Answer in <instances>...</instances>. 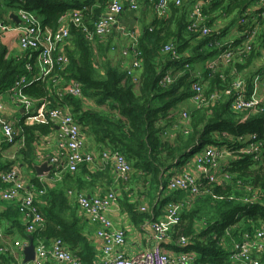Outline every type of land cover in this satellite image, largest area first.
<instances>
[{"label": "trees", "instance_id": "1", "mask_svg": "<svg viewBox=\"0 0 264 264\" xmlns=\"http://www.w3.org/2000/svg\"><path fill=\"white\" fill-rule=\"evenodd\" d=\"M4 1L10 6L32 13L43 28L51 31H56L60 22L72 11H79L92 32L94 23L107 5V0H97L94 7L93 0H83V7L71 5V0ZM259 2L260 0H213L202 9V15L209 18L206 25L211 28L210 23L216 19L211 15L217 11L219 16L229 18L233 15V19L236 17L238 20L242 14L252 13L250 20L238 27L241 36L228 44L234 48H242L245 43L243 31L249 29L252 21L264 12V7L250 11ZM171 5L172 3L169 14L172 16L173 28L170 29L171 24L168 25L169 31L161 35L156 26L160 27L161 24L154 21L152 27L144 30L132 45V56L136 54L139 63L132 74L109 66L101 68L102 75L98 73L93 61L92 42H88L79 29L68 21L69 38L65 41L69 43L65 46L67 66H55L50 75L25 86L20 94L40 104L49 101L50 108L67 107L79 123L82 135L84 133L90 138L97 151L119 153L129 163L134 178L142 182V186L146 184L150 189L156 190L159 195L165 191V174L171 169L185 166L206 146L227 150L232 156L224 170V174L230 178L226 181L228 184L209 185L202 182L199 194L189 205H184L180 212L179 223L173 227L172 237L179 238V241L187 240L196 249L201 245L219 243L228 229L234 230L230 235L232 238L238 237L239 241L242 232L249 233L264 226V157L256 162L250 154L239 153L244 147L240 139L254 133L262 142L264 155V104L263 112L258 114L233 113L230 109L231 97L210 102L208 107L193 106L190 111L180 109L179 105L192 95L191 88L196 82L190 70L184 67L185 64L190 66L191 59L184 55L190 50V43L195 42L191 51H199L207 46L213 48L214 53L220 47L226 48V45L219 42L217 34H213L217 32L207 37L190 32L182 10ZM260 22L259 19L258 23ZM168 44L175 47L178 59L172 60L170 54L162 52V48ZM263 44L264 35L260 33L248 55L236 52L229 65L216 68L214 72L207 71L205 78L208 87L205 95L220 94L228 88L234 82L233 79L258 58V48ZM24 57L9 55L0 46V94L27 74ZM262 70L264 68L260 72ZM167 74L173 77V81L163 86L161 81ZM249 77L252 74L245 80ZM67 82H77L81 87L82 98L94 101L96 111L84 112L82 98L62 94L61 87ZM182 113L186 114V121L182 119ZM173 127L176 130L168 131V128ZM19 128L23 137L22 162L30 168L36 154L37 137L48 134L54 126L47 120L44 123L26 125L21 122ZM85 167L80 165L76 172L63 175L61 181L76 183L77 190L68 189L72 193L85 194L86 188L94 186V182L88 180L95 178V175L87 172ZM107 179L112 189V180ZM30 185L45 190L36 199V207L44 222L43 227L30 236L33 243L61 241L80 264H91L93 249L84 233V224L78 215L77 206H71L65 198L67 190L64 193L63 186L59 184L48 188L38 178L32 179ZM252 193L257 194L256 200L252 203L244 202ZM174 195V201L183 202L182 192L173 193ZM126 205L127 212L135 220L137 214L134 206ZM140 218L142 217L139 216ZM202 221L206 228L197 233L196 222ZM238 222L240 229L234 228Z\"/></svg>", "mask_w": 264, "mask_h": 264}, {"label": "built area", "instance_id": "2", "mask_svg": "<svg viewBox=\"0 0 264 264\" xmlns=\"http://www.w3.org/2000/svg\"><path fill=\"white\" fill-rule=\"evenodd\" d=\"M146 1L158 19L167 16L170 3L175 6L180 4L178 0L174 2L169 0ZM125 9L137 10L136 1L107 0L104 13L94 23L92 32L84 23L79 11H72L70 13L69 23L77 27L88 42H91L94 37L103 40L109 37L113 26L117 23L118 17ZM202 9L201 5L193 7L192 20L188 25V30L198 34L200 37H207L215 31L203 24L205 18L202 15ZM16 14L21 22V25L16 28L0 20V39L5 32L17 29L19 35L17 39L18 46L23 54L28 56V59L34 53L37 54L43 68L42 77L50 75L55 66H67V57L57 54V47L69 38V27L67 24L60 22L56 31H51L48 28H43L39 20L30 12L19 8ZM250 15L252 13L242 14L238 20L239 26L245 25L250 20ZM259 19L261 20L260 23H258ZM260 33L264 35V12L252 21L249 29L243 31L242 37H245V43L242 48H234L230 45H227L226 48L220 47L218 57L210 63L208 69L215 71L218 64L229 65L233 61L234 53L236 52H239L243 56L248 55L252 50L251 46L257 41ZM162 52L170 54L172 60L179 58L175 47L171 44L165 45L162 48ZM136 58L137 55H133L131 69L127 70L129 75L132 74L134 69L139 67ZM184 67L189 68L187 64ZM25 68L27 74L18 78L9 90L0 94V131L3 135L2 141L7 146H12L16 143V136L13 123L1 117L3 109L2 96L7 92H11L18 105H21L25 111H29L35 107L33 99L21 96L20 94L21 89L29 84L30 63H27ZM172 81L173 77L167 74L162 79L161 85H168ZM262 89H264V70L253 76L251 90L245 81L238 79L220 94L214 93L206 96L201 85L194 83L191 88V101L197 107H208L210 102L219 100L222 97H231L230 109L233 113L248 112L258 114L263 112ZM61 93L79 99L82 98L81 87L77 82H70L61 90ZM49 105V101H43L39 105L38 111H36L37 117L32 123H44L49 120L58 129V153L48 158L50 172L42 180L48 188H51L59 181L61 173H63L62 166L63 169L72 174L77 171L81 164L92 165L94 154L91 151L84 150L81 127L73 118L69 109L67 107L50 108ZM182 119H186L185 113H182ZM240 141L244 144V147L239 153L250 154L256 162L263 159L262 142L259 140L257 134H250L240 139ZM228 156H230V153L225 149L206 146L196 153L186 164L189 166L188 170L169 176L165 191L161 195L162 199L166 200L163 219L150 224V228L153 231V248L147 253L137 254L130 259L125 258L121 253H113V246L123 244L124 242V233L119 230H113L112 224L107 218L108 211L117 201L116 194L110 191L104 196L88 197L84 194H75L69 191L68 195L76 199L79 209L84 212L92 224L97 226L96 235L104 242L102 249L103 261L99 264H169L171 258L161 247L163 240L168 236L170 230L179 223L180 212L184 205H189L199 194L202 182L209 185L218 184L220 182V175L225 176L227 180L230 179L224 174V170L228 164L226 163ZM101 157L103 161L112 165L114 173L120 180L126 179L127 175L131 172L129 163L119 153H111L104 150ZM21 176V171L17 164H12L7 168H3L0 164V200L6 204L12 203L17 205V210L22 216L25 232L28 235H33L43 226L44 219L36 207V199L45 190H39L33 185H26ZM176 192L185 193L186 196L183 202H176L169 198ZM256 197L257 194L252 193L244 199V202L252 203L256 200ZM179 243L182 244L181 246L188 244L187 240L185 241L184 239H181ZM19 244L15 243V247ZM254 252H264V226L254 230L253 233L242 232L240 240L232 244L230 259L232 261H243L247 264H261L258 259L252 256ZM48 259H53L62 264H80L73 254L64 247L61 241H53L49 247L45 246L44 243H37L35 245V259L33 262L20 264H43ZM181 260L185 261L186 258L182 257Z\"/></svg>", "mask_w": 264, "mask_h": 264}, {"label": "crops", "instance_id": "3", "mask_svg": "<svg viewBox=\"0 0 264 264\" xmlns=\"http://www.w3.org/2000/svg\"><path fill=\"white\" fill-rule=\"evenodd\" d=\"M75 1V0H71ZM97 0H93V7L95 6ZM138 6V9L135 11L125 9L121 15L118 17L117 23L113 26L111 34L109 37L101 40V39H93L92 49H93V61L95 70L98 71L101 75L103 71L101 68L103 66L107 67H116L118 69L129 70L131 69V64L133 60L131 47L137 41V39L141 36L142 32L149 27H152L154 21L160 23V27L157 26V30L161 31V35H164L167 31V26L170 25V29L173 28L172 24V16L168 13L164 19H158L152 9L151 6L145 0H135ZM174 2L176 0H169ZM179 5L175 6L172 4V7H177L179 10H182L181 13L184 17V21L190 24L192 20V11L193 7L196 5H201L203 9L209 5L213 0H178ZM83 0H76L75 2H71L70 4L73 6H84L82 4ZM17 6V5H16ZM19 7V6H18ZM264 7V0H260L255 7H252L250 11L259 10ZM15 6H10L7 1L0 0V20L7 25H10L14 28L21 25V22L16 14L17 10ZM105 10V9H104ZM102 10V13H104ZM68 14L62 22L68 23L69 16ZM212 17H221L226 22L219 26L218 22H212L209 26L217 33V37L219 38V42L226 45L231 44L235 39L239 38L238 31V18L233 19V15L229 18H225V16H219L218 11L211 15ZM13 17L17 18V22L14 21ZM83 18V17H82ZM209 18L206 17L203 24L205 26L208 23ZM40 22V21H39ZM188 24V25H189ZM208 27V26H207ZM219 28V30H218ZM188 31V30H187ZM221 35V36H219ZM227 38L231 36L234 38L233 41H229V39L225 42L221 40L226 36ZM18 30H11L5 32L0 39V46H3L9 55H13L16 57H24L25 65L30 63V73H29V84L36 82L43 75V68L38 60V56L34 53L30 59L26 54L23 55L20 47L18 46ZM189 36L186 34V38ZM195 42L192 41L190 43V47L184 55L185 58H190V66L189 69L192 77L196 79L198 82L206 85L207 80L205 74L207 71L214 72L213 70L208 69L210 63L215 61L219 55V51L214 53L213 50L211 55L209 54L207 59H203V48L199 51H191L193 49V44ZM69 44L67 42H63L57 47V54L65 55V46ZM258 58L254 59L248 69L253 65V63L262 56L264 59V44L258 48ZM226 65L218 64L217 68H223ZM259 67L256 66V68ZM264 68V66L259 67L255 71H249L252 74V77L242 79L248 85L251 90V81L254 75L260 72V70ZM246 71V70H245ZM170 72V71H168ZM68 82L65 83L61 88L64 89L67 86ZM200 85V84H199ZM208 85V83H207ZM202 86V85H201ZM261 95L263 96L262 102L264 104V89L261 90ZM22 96V95H21ZM82 108L83 111H96V105L94 101L82 98ZM2 104L3 109L1 112V117L9 122L13 123V128L16 136V143L12 146H7L3 143V135L0 131V149H1V158L0 164L3 168H7L12 164H17L20 171L21 177L26 185H30L32 179L38 178V180L42 181L43 178L48 176L50 170L45 172L44 176L38 177L36 172L34 171V166L39 167L42 164L46 163L48 166V158L52 155H57L58 153V144H59V135L58 129L54 127V129L48 134L37 137L36 141V154L31 162V167L28 168L23 165L22 162V153L23 149V137L21 135V130L19 128L20 123L22 122L24 125L32 124L35 121L37 115L36 111H38L40 103L33 101V105L35 107L29 111H25L22 109L21 105H18V102L14 99L11 92H7L2 96ZM195 106L196 105L191 101V96L188 100L181 103L179 107L180 109H184L185 107ZM179 109V110H180ZM30 121V122H29ZM176 128H168V131H172ZM83 143L84 150L91 151L94 154V160L92 165H85V169L87 172L95 175V178H92L88 181H93L94 186H90L86 188L84 195L88 197L94 196H104L109 191H114L117 196V201L112 206V208L107 213V218L110 220L112 224L113 230H119L124 233V242L120 245L113 246V253H121L125 258H132L137 254L147 253L149 252L154 245L153 231L150 228V224L152 221H161L163 219L165 201L162 199V196L154 190L150 189V187H133V183L135 181L134 176L131 174L128 183H124L121 181L112 168V165L108 162L102 160L101 154L102 151L96 150V147L92 145L90 138H87L83 133ZM232 156H228L226 159V163ZM191 160V159H190ZM189 160V161H190ZM188 161V162H189ZM62 161V165H63ZM50 168V167H49ZM62 168V172L59 181L55 184H59V186H63L64 193L66 192V200L68 203L73 206L76 205V199L73 196L68 195V192L72 190H77L76 183L72 181H61L64 174L68 173L65 169ZM189 166L185 164L183 167L173 168L168 171L165 176L168 179L169 176L177 173H182L185 170H188ZM194 171V169H192ZM112 180V189L108 185V179ZM137 179V178H136ZM218 185L228 184L227 178L225 176H219ZM86 183V182H78V184ZM109 187V188H108ZM183 193V192H182ZM186 196L185 193H183ZM65 196V194H64ZM175 197L173 194L169 197L172 199ZM173 200V199H172ZM132 204L134 206L135 212L137 214L136 219L134 220L132 216L127 212V205ZM78 215L80 216L83 224H84V233L89 241L90 246L93 249V258L91 264H99L103 261L102 249L104 246V242L98 238L96 235L97 226L92 224L88 217L82 212L79 207ZM16 211V212H15ZM17 215V216H15ZM146 217H144V216ZM139 216L142 217L139 219ZM43 227V226H42ZM206 225L204 222H196L195 230L197 233L204 231ZM234 228L240 229V223H236ZM173 228L168 233V236L163 240L161 247L164 252L168 254L171 258V262L169 264H247L243 261H232L230 259V252L232 249V244L238 241V237L232 238L230 234L234 232L225 231L223 239L220 240L219 243L215 245H201L199 248L191 247L192 245L186 244L185 246H181L179 243V238L172 237ZM255 230V229H254ZM252 230L249 233H253ZM196 233V234H197ZM31 235H27L25 232V228L23 226L22 216L17 210L16 204H6L0 200V264H20V263H32L33 260H29L25 262V248L29 245V239ZM229 238V239H227ZM15 243H20L15 247ZM45 246L49 247L52 241L42 242ZM34 244V253H35V245ZM252 256L261 264H264V252L262 253H252ZM182 257H185L186 260H181ZM43 264H62L53 259H48L44 261Z\"/></svg>", "mask_w": 264, "mask_h": 264}, {"label": "rangeland", "instance_id": "4", "mask_svg": "<svg viewBox=\"0 0 264 264\" xmlns=\"http://www.w3.org/2000/svg\"><path fill=\"white\" fill-rule=\"evenodd\" d=\"M73 2H75V1H73ZM230 19V18H229ZM215 22H218L219 23V26H221L222 24H224L226 21L223 19V18H221V17H217L216 18V21ZM218 30H219V28H218ZM220 31V30H219ZM227 36L228 35H226L221 41L222 42H225L226 41V38H227ZM240 37V36H239ZM229 39V41H233L234 40V38H232L231 36H229L228 38H227V40ZM213 50V48H211V47H203V53H202V55H203V59H207L208 58V56H209V54L211 53V51ZM259 65V67H262V66H264V59L262 58V56L260 57V61H259V59L258 60H256L254 63H253V65L249 68V69H247L246 71H243L242 73H239L234 79H233V81H235V80H237V79H244V78H246L250 73H249V71H255V70H257L259 67H257L256 68V66H258ZM200 85H202L201 87L203 88V90H204V92L206 91V89H207V83H206V85H203L202 83H200V82H198ZM191 107H193V106H190V108ZM190 108L189 107H185V109H186V111H190ZM188 121V120H187ZM30 122V121H29ZM131 174H132V171L127 175V177H126V179H123V180H121V181H123L124 183H128V181H129V178H130V176H131ZM142 182H139L138 180H136L135 179V181H134V183H133V187H141L142 186ZM142 187H145L146 189H147V187H149L148 185H146V184H144V186H142ZM27 235H28V233H26Z\"/></svg>", "mask_w": 264, "mask_h": 264}, {"label": "water", "instance_id": "5", "mask_svg": "<svg viewBox=\"0 0 264 264\" xmlns=\"http://www.w3.org/2000/svg\"><path fill=\"white\" fill-rule=\"evenodd\" d=\"M14 21L17 22V18L13 17ZM46 163L42 164L39 167L34 166V171L36 172V175L38 177L44 176L45 172H48L50 170ZM25 262L29 260H34L35 259V253H34V244L32 241V238H29V245L25 248Z\"/></svg>", "mask_w": 264, "mask_h": 264}]
</instances>
